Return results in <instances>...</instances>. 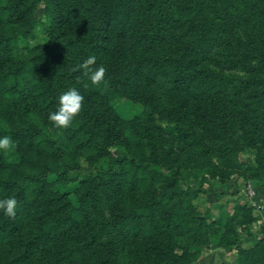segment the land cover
Wrapping results in <instances>:
<instances>
[{
  "label": "rangeland",
  "instance_id": "obj_1",
  "mask_svg": "<svg viewBox=\"0 0 264 264\" xmlns=\"http://www.w3.org/2000/svg\"><path fill=\"white\" fill-rule=\"evenodd\" d=\"M14 1L16 10L0 20V31L13 37L0 48V136H11L15 148L0 151V177L27 173L32 186L15 197L17 216L24 240L37 238L28 250L0 242V264L13 254L21 255L15 264H264L263 14L245 0H142L164 17V37L153 50L185 59L197 54L191 69L223 76L209 96L223 99V106L194 100L196 112L169 131V122L123 79L129 61L145 53L141 42L100 36L108 2ZM140 1H127L130 16L139 14ZM61 5L72 24L64 25ZM219 8L230 9L227 21H215ZM48 41L57 44L54 65L43 49ZM79 44H96L92 56L107 69L106 84L92 85L76 70L84 61ZM100 44L106 49L99 53ZM30 57L38 71L21 70V91L11 94L17 63ZM31 81L41 83L39 91L29 88ZM69 88L83 95V111L69 128H56L48 115ZM119 157H132V166L111 180V194L95 177L93 194L86 195L91 184L82 175L98 174ZM138 157L155 164L148 172L135 169ZM31 173L40 180L31 181ZM249 186L255 195H248ZM15 191L0 188V198ZM139 205L145 212L133 216Z\"/></svg>",
  "mask_w": 264,
  "mask_h": 264
},
{
  "label": "trees",
  "instance_id": "obj_2",
  "mask_svg": "<svg viewBox=\"0 0 264 264\" xmlns=\"http://www.w3.org/2000/svg\"><path fill=\"white\" fill-rule=\"evenodd\" d=\"M12 1L13 0H6V4H0V20H3V18H5L4 16H8L11 14L9 10H16V7ZM23 1L24 0H15L14 2L16 4H19L23 3ZM99 1H106L111 6V10L107 9L108 14L103 20L104 25L102 27L104 31H101L100 36L104 37L105 34H107V37L104 38L109 39L113 35H118L119 37L120 35H122L127 37L129 39V42H133L137 39L139 40V42H141L143 52L145 53H140L134 60L129 61L128 65L126 66L127 69L125 70L123 79L128 86L127 88L132 89L135 95L142 98L143 102L147 103L153 109H156L154 110L156 115L161 116L164 120H167V122H169V131H171L172 129H175L177 131L178 126L181 124V122L186 120L185 117L192 116L194 112H196V109L194 108V100H205V103L209 105H212L215 101V103L219 104L220 108L223 106V99H216V97L213 98V96L209 97L212 89L218 87L219 82L223 80L222 74H220L219 72L214 73L210 71V69L205 67L191 69L192 66L196 65L199 62V59H197L196 57L197 54H195L196 56L192 55L191 57H189V59H185L183 53L177 54L175 52L174 54H171L164 53L160 50H153V46L162 41L164 37L161 25L164 17L161 11H156L154 9L151 2L141 0L139 14L130 16V12L132 13L133 11L129 9L130 6L127 3L128 0ZM95 2H97V0H95ZM230 2L231 0H227L228 4H230ZM242 3L250 7L254 11L261 12L263 14L261 19H264V0H245ZM59 10L64 13V25L72 24L71 20L68 19V15L70 14L68 8L64 9L63 5H61ZM229 10L230 9H227L224 12L221 8H219L215 15V21H220L223 17V19L227 21L228 17L226 15V12H228ZM221 14H223V16ZM250 20H253V18H250ZM29 31L30 27L28 26L27 32ZM11 38L13 37H6V35H4V32L0 31V48L1 45L7 46L8 40H11ZM55 45L57 46V44H55L53 41H48L43 47L45 53H47V51H49V53L51 52L49 59L51 61V64L53 65L56 62V57L59 56V54L56 53L54 49ZM95 45L89 48H84L80 44L78 45V50L80 51L81 56L84 58V60H86L89 56H92V52L97 51V49H95ZM98 46L101 47V51H99V53L106 49V45L100 44ZM113 47H116V44H113ZM40 53H43V51H41ZM199 53L202 54L201 52ZM65 56V59H67L68 56ZM239 56L244 57L240 54ZM23 69L29 72L38 71V65L35 63V58L30 57L27 60L23 59V61H19L17 63L15 72L13 74L15 84L13 86V93L11 94H18L21 91V89L17 87V83L19 82L18 74ZM257 81L258 80L249 79L246 81V83L252 84ZM241 86L242 85L236 86V90H240ZM29 88L33 89L35 92L39 91L41 88V83L38 81H31L29 84ZM44 90L45 89L42 88L40 92H43ZM94 91L100 93L101 95L105 93V90H101V88H97ZM229 98L232 100L234 99V92L229 93ZM258 101L264 103V97L260 95L258 97ZM158 111H165V116L160 115L162 113H158ZM189 111L191 112L190 114ZM144 113L145 115L141 116H148L150 114V111L148 110ZM171 113L173 119L170 117ZM205 113L207 117H212L214 115V113L209 114L206 111ZM181 117L183 118L180 119ZM208 123H210L209 120ZM148 130L150 131L151 128L148 127ZM190 131L191 135L189 134L187 136V138L189 139L185 142V145L187 146H191L188 145L191 144L189 140L194 138L192 130ZM116 160L118 161L117 163H114L113 165L111 164L108 168H102L98 172V174L94 173L91 176H88L89 174L82 175L81 181L86 184H91V179H95V177L99 178V182H102L104 185L105 194H111L112 191L108 188L111 180H114L117 175L121 174L123 171H127L130 166H132L131 160L133 159L132 157H119ZM154 164L155 162L153 160L152 162H147L143 161V157H138L137 160L135 159L133 167L135 169L138 168L141 171L148 172V166H153ZM26 174V172H23V174L22 172H18V175L11 180L7 179L6 176H3L2 178L0 177V188H13L14 191L16 189L15 193L10 197L15 198L19 194L23 197L25 191L30 186H32L29 181L25 179ZM35 176L36 173H31L30 180L39 181L40 179ZM18 186L19 188L17 189ZM93 188L94 186H92L91 184V189H87L86 195H88L90 192L92 195ZM163 199L165 203L168 198L163 197ZM116 200H118L119 202V194L117 195ZM18 210L19 208L17 205L15 218H10L6 216L3 211H0V242L4 240L5 242L11 244H17L21 248L25 247L24 250H28L33 247V243L35 242L37 236L24 240L21 233L19 218L17 216ZM142 210H145L143 205L134 207V209L132 210V215L138 216L139 214L145 212ZM10 228L12 230H17L9 232L11 230ZM8 229L10 230L8 231ZM20 256V254H13L8 259H5L1 264H15V262L20 259Z\"/></svg>",
  "mask_w": 264,
  "mask_h": 264
},
{
  "label": "clouds",
  "instance_id": "obj_3",
  "mask_svg": "<svg viewBox=\"0 0 264 264\" xmlns=\"http://www.w3.org/2000/svg\"><path fill=\"white\" fill-rule=\"evenodd\" d=\"M82 72L83 77L92 85L100 86L106 84L105 79L107 69L103 65L97 66L96 57L89 56L76 69ZM79 79V78H78ZM87 88L88 84L85 83ZM84 107V97L76 88H69L58 97V107L50 112L48 119L56 128L67 129L73 121L81 114ZM15 148V142L9 135L0 136V151L11 153ZM17 210V200L14 197L0 199V211L10 217L15 218Z\"/></svg>",
  "mask_w": 264,
  "mask_h": 264
},
{
  "label": "built area",
  "instance_id": "obj_4",
  "mask_svg": "<svg viewBox=\"0 0 264 264\" xmlns=\"http://www.w3.org/2000/svg\"><path fill=\"white\" fill-rule=\"evenodd\" d=\"M247 193H248L249 196H253V195H255V191H254V189L251 188L250 186L247 187Z\"/></svg>",
  "mask_w": 264,
  "mask_h": 264
}]
</instances>
